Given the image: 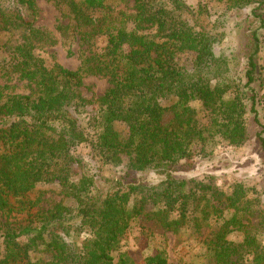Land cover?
<instances>
[{"label":"trees","instance_id":"obj_1","mask_svg":"<svg viewBox=\"0 0 264 264\" xmlns=\"http://www.w3.org/2000/svg\"><path fill=\"white\" fill-rule=\"evenodd\" d=\"M53 1L69 19L55 32L36 25V0H0L4 75L29 89L0 88V264H142L122 246L139 220L175 234L192 225L207 238L215 264H264L253 222L259 217L264 226V208L250 190L237 185L228 194L212 176L175 177L217 138L245 145L248 113L264 156L256 110L264 91V0H217L225 12L216 19L202 0L196 7L131 0V13L115 6L129 0ZM230 12H243L241 20ZM100 38L106 42L97 48ZM70 39L92 48L77 71L40 55ZM183 54L195 56L192 70L178 63ZM88 77L106 79L107 92L87 98ZM118 124L126 125L125 138ZM84 148L94 164L89 171ZM122 167L121 178L104 175ZM146 172L164 179L129 182L131 173ZM45 185H58L76 208L35 213ZM216 221L225 225L214 230ZM236 229L245 236L241 245L227 239ZM143 263L170 264L164 252Z\"/></svg>","mask_w":264,"mask_h":264},{"label":"rangeland","instance_id":"obj_2","mask_svg":"<svg viewBox=\"0 0 264 264\" xmlns=\"http://www.w3.org/2000/svg\"><path fill=\"white\" fill-rule=\"evenodd\" d=\"M189 5L196 7L201 0H186ZM209 6L213 19H216L222 12H225L224 5L217 0H202ZM37 13L36 25L53 32L58 30L59 26H66L69 23L65 8L56 5L53 0H36ZM118 11L126 13L134 12V2L129 0L115 5ZM243 13V12H242ZM241 12H230V19L241 20ZM58 34V33H57ZM264 36V30L261 31ZM229 41V40H228ZM226 42V44L232 42ZM106 39L100 38L96 43L97 48L105 45ZM92 48L76 40H68L57 47L40 51V55L49 65L60 64L66 69L77 71L82 63V56L89 55ZM95 50V49H94ZM193 54H183L178 58V63L188 70H192L195 62ZM8 60L0 59V88L6 85L13 89L9 92L23 94L29 92L26 82L21 80H8L3 68ZM84 94L87 98L93 96H103L110 85L108 81L101 77H88L84 80ZM260 98L257 100V114L259 120L264 124V91L260 90ZM196 108L200 105L194 103ZM251 107L249 106V109ZM249 118V141L242 147H232L221 138H217L206 149L194 156V165L192 168L181 169L175 174L177 178L187 180L202 181L207 176L214 177V183L223 192L231 194L237 185H242L250 190L249 197L253 200H260L259 208H264V156L261 153L260 144L257 140L258 126L254 122V115L248 113ZM117 129L121 136L125 138L128 129L124 124H118ZM83 155L88 154V150H81ZM94 164L86 156L85 170L89 171ZM79 169L76 172L79 173ZM126 174L122 167L118 170L104 174L107 177L111 175L121 178ZM164 179L163 176L154 172L131 173L128 178L131 183H143L155 185ZM105 189V185H99ZM43 192L41 204L36 208L35 213L46 212L53 209L58 204L75 209L76 204L73 200L66 199L61 194L58 185H45L40 187ZM259 201L256 202V205ZM232 213L225 215L226 220L231 218ZM254 224H258V239L264 247V226H259V217H255ZM225 224L222 221L212 223L214 230H218ZM218 228V229H217ZM232 230V229H231ZM86 237V236H85ZM227 239L236 245H241L245 236L240 229H236L227 236ZM207 238L192 225L185 226L178 234L168 232L160 225L154 222L139 220L134 223L128 234L122 241L124 251L131 252L132 257L144 264V260L159 252H164L170 264H215L214 256L207 245ZM244 259L250 262L252 255L244 253Z\"/></svg>","mask_w":264,"mask_h":264}]
</instances>
